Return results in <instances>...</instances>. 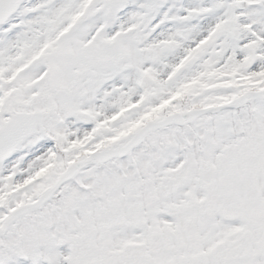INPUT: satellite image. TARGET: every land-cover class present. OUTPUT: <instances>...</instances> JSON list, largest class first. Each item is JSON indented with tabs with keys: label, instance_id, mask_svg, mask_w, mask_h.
Returning a JSON list of instances; mask_svg holds the SVG:
<instances>
[{
	"label": "snow or ice",
	"instance_id": "obj_1",
	"mask_svg": "<svg viewBox=\"0 0 264 264\" xmlns=\"http://www.w3.org/2000/svg\"><path fill=\"white\" fill-rule=\"evenodd\" d=\"M0 264H264V0H0Z\"/></svg>",
	"mask_w": 264,
	"mask_h": 264
}]
</instances>
